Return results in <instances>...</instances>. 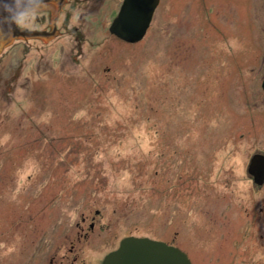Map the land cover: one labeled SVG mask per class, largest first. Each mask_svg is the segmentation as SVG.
<instances>
[{
	"label": "rangeland",
	"instance_id": "374dc122",
	"mask_svg": "<svg viewBox=\"0 0 264 264\" xmlns=\"http://www.w3.org/2000/svg\"><path fill=\"white\" fill-rule=\"evenodd\" d=\"M122 3L0 37V264H104L129 237L221 264L233 229L264 264V0H160L137 43L109 31Z\"/></svg>",
	"mask_w": 264,
	"mask_h": 264
},
{
	"label": "water",
	"instance_id": "95a60500",
	"mask_svg": "<svg viewBox=\"0 0 264 264\" xmlns=\"http://www.w3.org/2000/svg\"><path fill=\"white\" fill-rule=\"evenodd\" d=\"M160 0H124L118 16L110 26V32L128 43L141 41L153 19ZM22 0H0V30H12L14 39L42 37V31H29L17 25ZM6 19V20H5ZM248 172L256 184L264 183V156L255 155ZM104 264H190L186 255L178 248L164 242L147 238L129 237L120 248L112 252Z\"/></svg>",
	"mask_w": 264,
	"mask_h": 264
},
{
	"label": "flooded vegetation",
	"instance_id": "af4514ba",
	"mask_svg": "<svg viewBox=\"0 0 264 264\" xmlns=\"http://www.w3.org/2000/svg\"><path fill=\"white\" fill-rule=\"evenodd\" d=\"M75 1L76 3L88 4V6H95V5H102L107 0H75ZM72 2L73 0H22L23 8L19 9V13H18L19 17L17 19V25L20 28H22L19 25L20 18L22 17L26 20L27 19L31 20V16L35 15L34 19L38 21L37 23L39 24L38 25L39 27H35V28L23 27V29H27L29 31H42L45 34L42 37H36V38H41L43 41L49 42L50 40L56 38L58 35L62 34L58 27V21L62 18L64 14H66V11H68V9L71 7L70 4ZM46 22L48 23V25L44 26ZM109 31H110V27H109ZM0 37L3 41V45H7L13 42L12 45L8 46L7 48L12 47L16 42H21V41L29 44L30 40H32L33 38V37H27L21 41L19 38L14 39L13 38L14 33L12 30H8L5 33H2V31L0 30ZM219 233H222L221 237H214V236L211 237L212 240L218 242L207 243L209 245L208 250L210 252H219L220 254H224L225 258L222 259L221 264L228 263L229 257L225 254V250H228L232 260L231 264L233 262H234L233 264H238L237 258H238L239 247L236 243V240H234V236H235L234 229L227 231V235H230L229 237L223 236L224 231L223 232L221 231ZM247 233L248 232L246 231L244 232L243 235L247 236ZM180 250L186 255L190 264H209L208 263L209 260L206 262V257L203 256L202 258L198 257L196 255L197 253H194L192 249L190 250L191 255L186 250L183 249ZM245 250L246 249L244 248V251ZM93 264H98V260L96 259L93 262Z\"/></svg>",
	"mask_w": 264,
	"mask_h": 264
}]
</instances>
